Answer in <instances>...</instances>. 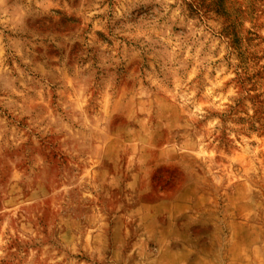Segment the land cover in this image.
I'll use <instances>...</instances> for the list:
<instances>
[{
  "label": "rangeland",
  "instance_id": "obj_1",
  "mask_svg": "<svg viewBox=\"0 0 264 264\" xmlns=\"http://www.w3.org/2000/svg\"><path fill=\"white\" fill-rule=\"evenodd\" d=\"M0 264H264V0H0Z\"/></svg>",
  "mask_w": 264,
  "mask_h": 264
}]
</instances>
